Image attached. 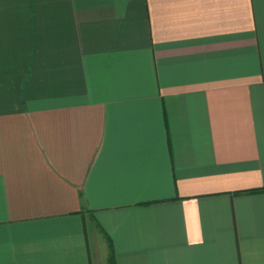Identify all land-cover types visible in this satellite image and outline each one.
<instances>
[{"label":"crops","instance_id":"obj_1","mask_svg":"<svg viewBox=\"0 0 264 264\" xmlns=\"http://www.w3.org/2000/svg\"><path fill=\"white\" fill-rule=\"evenodd\" d=\"M264 264V0H0V264Z\"/></svg>","mask_w":264,"mask_h":264},{"label":"trees","instance_id":"obj_2","mask_svg":"<svg viewBox=\"0 0 264 264\" xmlns=\"http://www.w3.org/2000/svg\"><path fill=\"white\" fill-rule=\"evenodd\" d=\"M108 264H114V262H113L111 256H110V258H109V260H108Z\"/></svg>","mask_w":264,"mask_h":264}]
</instances>
